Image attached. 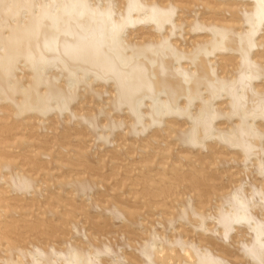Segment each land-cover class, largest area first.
Masks as SVG:
<instances>
[{"label":"bare ground","instance_id":"6f19581e","mask_svg":"<svg viewBox=\"0 0 264 264\" xmlns=\"http://www.w3.org/2000/svg\"><path fill=\"white\" fill-rule=\"evenodd\" d=\"M197 1L195 0V4H200V9L203 8L204 11L208 10L210 16L211 14L214 16L213 12L218 10L217 5L218 8L219 6L222 8L221 5L226 4L223 8L228 10L223 11L231 16L228 18L224 15L222 16L224 18H218L219 14L216 13L214 18H209L208 14L206 19L201 15L202 10L196 6L199 12L195 9V4L190 5L191 2L194 3L193 0H0V113L8 111L9 117L13 118L11 121L7 120L8 123L1 127L4 129H0V132H6V134L8 132L9 137L6 138L11 139L13 142L10 144L17 147L26 142L19 143L20 141L17 140L20 138L16 139L17 135L11 133V128L12 132L16 131V127L22 121L26 123L27 120H38L40 124L42 123V127L43 125L45 127V120L50 122L54 116L55 119L60 118L69 112L65 116L68 123H71L72 119H80L81 121H77H80L79 126L84 120L87 127L89 125L93 127H89L90 129L86 127V131L93 129L94 132L95 130L96 138L97 135L100 136L101 133L97 131L101 129L103 133L100 138L98 137L99 139L91 136L97 142L102 138L101 145H107L105 143L110 142L108 137L110 139L115 135L113 133L116 131L113 132V129L119 127L117 117L112 115L115 114L112 111L114 109L121 112L126 110V115L121 113L124 118L128 117V121H125L128 123L131 121L129 123L131 126L127 123L130 127L123 121L127 128H131V131L126 133L132 132L133 135V133L139 134L144 131L151 133L150 131L153 130L148 139L153 140L151 136H155L153 141H157L156 135L160 130L162 132L166 130L158 128L168 123L167 127L172 124L171 128L174 129L171 132L178 133L172 138L168 131L170 134L168 136L178 139L177 143L180 142L178 144H183L188 149L198 148V146L199 150L202 147L207 148L209 141L214 144L213 147L221 146L220 149L224 151L228 148L229 151L232 149L231 153L235 156H231L237 158L234 161L242 164L245 171H251L253 176L260 175L261 181L250 182L253 180L250 178L247 182L249 186L245 187L243 181L247 179L238 180L242 184L230 187L227 193H224L225 190L216 196L214 202L216 205L207 207L206 203H200L203 206L200 207L190 192L193 193L194 189L196 194L198 191L197 196L195 195L197 198L203 196L209 198L206 195L211 194L214 186H212L213 189L211 185L207 188V184L217 174L215 173V176L211 174L213 176L208 179L204 178L203 174V177L201 175L195 177L192 175L193 172L191 175L195 179L191 180V177H188L192 181L190 182L192 186L188 183L189 181L187 182L193 189L184 190L182 185L183 192L188 193L190 190V195H187L191 198L187 196V202H184L186 198L180 199L181 202L179 200L178 205L174 207L177 209L173 212L175 214L166 216L167 218L163 215L165 222H158L159 225H163L164 238L161 237L163 234L155 231V228H149L153 229L149 235L147 234L149 230L145 229L144 233L147 232L148 238L139 246V252L145 264H239V261L242 264L241 260H245L248 264H264V33H261L258 38V32L264 30V0H199L201 3ZM236 7L238 10H235ZM218 11L220 12V8ZM234 11L240 12L234 13ZM198 32L200 33L195 34ZM141 33L145 35L141 36ZM190 34L194 36L191 41H188L185 37ZM137 35L140 38L136 39ZM175 36L177 38L179 36V40L181 37L180 41L184 45ZM218 59H221L219 61L221 64ZM81 91H84L85 94L82 93L84 95L91 93L93 97L95 95L99 99L104 94L103 91L108 95L113 93L114 96L110 97V102L105 103L106 106L109 103L113 107L108 104L109 108H112V114L109 113V115L116 118L111 116L110 118L108 114L101 112L104 107L100 103L101 109H98L100 104L97 102L99 106L96 104V108L100 111L98 112L95 108V111L91 110V114L93 111L95 114L98 112L103 115L104 113L105 123L103 118L100 119V114L97 118L103 121L101 124L104 123L103 125L107 126L102 125L103 129L95 127V124L99 126L100 120L96 119L94 114L93 116L85 115L89 111L88 108L93 105L87 109L85 106L84 115L80 113L82 112L80 109L84 108V98L87 97V95L82 96ZM82 97L83 100L80 99ZM90 98L91 95L86 99L91 102ZM78 99L83 103V105L79 103L82 106L78 110L80 114L77 111L74 112L71 107L73 103L75 104V100L79 102ZM101 101L104 102V100ZM79 104L75 108H79ZM108 106L105 107L106 110ZM51 114L54 116L51 117ZM70 116L76 119L72 117L68 119ZM55 119L51 121L59 120ZM108 120L116 122H107ZM59 121L52 124H57ZM66 125L70 129L67 123ZM78 126L73 129L77 131L76 133L80 132V135L84 134L86 131L83 133L80 128L79 131L76 128ZM107 131L113 132H108L112 136ZM161 135H158L159 138ZM129 136L131 138V135ZM150 141H147L148 145H151ZM172 142L170 144H173ZM66 144L68 146V142ZM60 145L63 146L60 148H65L64 144ZM142 146L139 147L142 148ZM218 152L216 148V153ZM0 154L3 156H0V170L7 172V175L3 176L0 173V180L5 181L4 184L8 190L19 195L35 193L36 179L29 177L31 174L27 175L29 171L18 169L15 161L6 158L2 151ZM49 158L52 159L53 156ZM233 158L230 157L232 162ZM222 160L224 159L220 161ZM217 162L219 163L218 160ZM248 166L253 169L249 170ZM179 172L181 171L178 170ZM188 174L190 176V173ZM211 175L208 174V176ZM173 176L177 177L174 174ZM182 176L184 175L181 174ZM79 179L76 181L74 179L67 188L75 190L74 193L78 191L79 195L81 192L80 196L88 193L90 197L89 193L94 191L92 189L94 185L91 184L94 183L87 178ZM88 180L91 181L89 182L91 186L87 184ZM176 180L179 181L177 178ZM182 180V184L187 181L182 182ZM167 184L159 186L153 196L167 198L182 192L179 188L180 191ZM180 185L178 183V187ZM87 187L90 192H86ZM201 188H207L204 194L200 193ZM173 189H176V192ZM209 190L212 191L209 192ZM183 192L181 197L186 196L182 195L185 194ZM75 194L78 195L77 192ZM88 195L85 194L87 197ZM211 195L216 194L213 192ZM118 208L115 206V210H109L107 206L103 212L107 210V214L113 217L111 219H121L125 226L127 220L133 225L137 219L140 220L142 213ZM156 213L157 217L159 215L160 218L162 217L161 213L158 211ZM1 217L2 214H0ZM164 217L161 220H164ZM177 222H181L182 227L190 225V230L193 231L190 233L201 230V236L204 232H217L220 235H217L220 244L224 242V238L230 237L229 234L233 230L239 237L243 235L237 232L244 234L248 232L249 236L246 235L249 238L246 239L247 236L244 235L245 239L241 237L237 240L238 236L235 235L237 242L234 243L233 239V243L239 244L237 252L235 247H232L234 251L231 252L229 246L219 251L217 236L214 237L216 245L213 244L214 239L212 243L208 240L202 241L203 245L197 242V239H195L196 242H193V239L192 241L183 240V234L181 235L183 239L181 236V238L178 237L177 233L167 236L165 229H175L178 226ZM177 232L181 233L182 230ZM10 234L11 232L0 231V264H103L101 254L109 260L110 254L115 252L111 243L109 246L105 241L87 246L69 242L64 248L53 245L44 246L41 243L36 245L32 242L24 246L25 234L21 236L24 240L23 238L20 240L19 236L17 240H12ZM26 242L28 243L27 240ZM209 247L213 248V251H210ZM228 247L230 251L227 250ZM113 254L117 257L115 253ZM231 256L238 261L234 262ZM230 257L232 261L228 259Z\"/></svg>","mask_w":264,"mask_h":264},{"label":"rangeland","instance_id":"374dc122","mask_svg":"<svg viewBox=\"0 0 264 264\" xmlns=\"http://www.w3.org/2000/svg\"><path fill=\"white\" fill-rule=\"evenodd\" d=\"M200 1H202V0H200ZM200 1L198 3H201ZM193 2L194 3L191 2V4H190L191 6H192V4H195V0H193ZM199 5L200 4H198V5L195 4V6H194L195 9L197 6V8L199 10H202L203 14L205 13L204 15L201 13L202 17H204V16H205L204 18L208 17V14H209V12H207L208 10L204 11L205 9L204 10H203V8L200 9ZM221 6L225 7L226 4H224V5L222 4ZM194 7H191V8L193 10H195ZM219 8H220V12L218 11ZM219 8L217 5L216 9H218L217 10L218 12L217 11L213 12L214 16H216L215 15L216 13L219 14V16L217 15L218 18H221L224 15L226 17L228 16V18L231 16V15L227 14L226 12H224V11H227L228 8H225L226 10L224 8L222 9L220 6H219ZM236 8H235V10H238V8L237 9ZM198 9H196V10L199 11ZM221 10L222 11L224 10V11L222 12ZM199 12H197V13L200 15ZM239 12L240 11H238V12L234 11V13H239ZM191 14H193V16H194L193 12ZM211 15L212 16H210V14H209V18H211V17L214 18L213 14H211ZM222 18H224V17H222ZM262 30H261V32L260 31L258 32V38L261 36V33H264V30H263V32H262ZM144 33H146V31ZM199 33L200 32L195 33V34H199ZM144 35L145 34L141 33V36H144ZM190 35H192V36H190ZM190 35H186L185 39L186 40L188 39V41H191L193 39L194 35L193 34H190ZM135 37H136V39H137V37L140 38L139 35H137ZM178 38H179V36H178ZM178 38L176 37V39H178ZM180 40H181V37H180ZM180 42H182V41H180ZM182 45H184V43ZM217 58H220V57H217ZM219 61H221V59H218V62ZM106 85H108V84H106ZM108 86H106V87L108 88ZM95 88H96V86H95ZM81 90H83V89H81ZM82 93H84V91L80 92V94L83 96L85 93L84 94H82ZM103 93L104 94L102 95V97H100V99L104 100V102H102L99 99V97H95V95H94V97H95L94 98L93 94L89 93L91 95L90 99H92L90 102L88 99H86L88 96H90L87 93L86 94L87 97H86V95H84L86 98H84V102L83 101L82 102L86 104L89 101L90 103L88 102V104H86V105L84 104V106H83L84 108H81L82 107L81 105H83V103H81L80 102L81 100L78 99L77 101H79V102H76V100H75V104L73 103L71 107H73L72 108V109H74L73 111L74 112L77 111V113H79L78 110L81 108L80 111H82V112H80V113L84 115L87 107H91L92 105L94 106V104H95V107H93V106H92L93 108L91 107L92 109L88 108L90 112L87 111V114H85L86 116H88L89 114H91V110L94 109V111H95L96 104L98 102L99 104L101 103L102 106L104 107V108H102L101 112H104L105 114H108V115H109V113L112 114V111H113V113H115L112 115H115L117 117L118 120H116V121L119 124L118 125L116 124V125L119 127H118V129H117V127L115 129H113L114 130L113 132L116 131L115 133H113L111 131H107V133L110 132V133L115 134L114 135L115 138H114V136H112L110 133H108L112 136V138L110 137V139H109V137H108V140H110L111 143L108 141L107 143H105L107 145H101L102 144L101 143L102 138L98 142H97V140L96 141L94 140V138H96L97 133L95 132V130L93 132V129H91L92 131L89 130L90 128H93V127H91L90 125L87 127V125L84 124V123H86L84 120H83V124L79 125V126H78V124L81 121L80 119H78V120H80L79 122H77L78 120H73V119L70 120V122L72 121L71 122L72 125L78 126L76 128H78V130L80 128L81 132H83V133H84V131H86L87 128L90 127L85 132L87 135L85 133L84 134L81 133V135H80V132L76 133L77 131L74 130L75 126H72L71 123H68L69 121L66 120L67 118L65 116L69 112H66L67 114L65 116L62 115L63 119H62V116H60L61 120L59 117L56 118V119H59L60 121L55 119L54 114L53 115L51 114L52 115L51 117L54 116V118H51V120L53 119V121H54V119H55L56 120L55 122H57V121H59V122L57 124H52L55 122H52L51 120H50V122L48 120L47 121L45 120L44 123H45L46 128L44 127V125L42 127V125H41L42 123L40 124L38 122V120H30V121L27 120L26 123L22 121L16 127V129H15L16 131L13 130V132H12V128H11L10 129L11 133L17 135L16 139H19V138L22 139V140H20V139L17 140V141H20L19 143H21V141L26 142V144H22V145L19 144V146L17 145V147L14 144H13L14 146L11 145L12 144L11 142H13V141H11V139L6 138V137H9L8 132H7L8 136H7L6 132H4V133L0 132V152L2 151L3 155L6 158L10 159L11 161H15L17 163L18 167L17 166L16 167L18 169H21L24 171L26 170L25 172H27V170L29 171V172H27V175L31 174V175H29V177L31 176L32 178H34V180L36 179V181H35L37 183V185H35V186H37L36 190H38L37 188H39V190L42 188V190H40V192H38L39 190L38 191L35 190V193L31 192L30 194L19 195L16 192L9 191L8 187H6L4 184L5 181L3 179L0 180V214H2V217L0 218V231H2L3 233H5V231L11 232L10 237L12 240H17L18 236L20 238L23 234H25V239L28 241V243L25 240L24 246L26 244L29 245V243L32 242L33 244H36V245H39V243H41L44 246H49V245L52 246L53 245L57 248L66 247L69 244V242H73V244H76L79 246H87L89 244L94 245L96 243L105 241L106 244H108V245L111 243L110 245H112L113 250H115V252L113 251V253H115V255L117 257L113 256L114 254L111 253L110 254L111 256L109 257V260H108L104 254H101L102 256L101 255L100 256L103 258V264H113L114 262H117L119 264H145L144 263L145 260H144L143 256L140 255L139 246L145 242L144 240L146 238H148L147 234L149 235V232L152 231L154 228L156 229L155 230L156 232H160L161 234H163L162 233L163 232V230H162L163 225L162 226H161V224L159 225L158 222H160V221L165 222L166 216L170 217L172 214H175V213H173L176 209L174 207H176L178 205L177 203L179 202L180 199L186 198V200L184 202H187V196H188L187 194H189L190 190H188V193H187V191H184L185 194H182L183 196L184 195H186V196L181 197L180 195L183 192L182 185H184V188H185L184 190L190 189L191 188L190 186H192V184L190 183L192 181H190V179H188V177L189 178L191 177V180H194L196 175L198 177L200 175H201V177H203V175H204V178L207 177L208 179H210V177H212L213 175L215 176L217 174L216 175L217 177L215 176V177L211 178V180L208 182V184L206 183L207 188L209 185H211L210 187L213 189L212 186H214L213 191L209 190V192L212 191L211 194L213 192H215V194H216L215 196L208 194L206 196H209V198H206L205 196H203L202 198H197L196 196L198 194V191L196 194V191L194 192L193 187L191 188V189H193L192 190L193 193L192 192H190V193H191L192 197L194 198V200H196L199 205H200V203H203V204L206 203L208 205L207 207H211L213 205H216L214 202L216 200L217 195L223 193V191H225V190L226 191L224 193H227V191H229L227 189H229L230 187L233 188L236 185L238 186L239 183H241V181L238 182V180L247 179V180L243 181V184L245 185V187L249 186L247 184V182L249 181L250 178L254 180V181L250 180V182L252 181V182L258 183V181H261V180H259L262 178V177H259L260 175H257V176L254 175L253 176L251 174V171H245L243 169L244 166L242 164L234 161V160H237V158L232 157V156H235L234 153H231L232 149H230V151H229V148H228V149H225V151H224V149L223 150L220 149L221 146L219 147L217 145V147L216 146L213 147L214 144L213 143L211 144L210 141L207 143V145L210 143L211 145L209 144V146L211 148L209 146L207 148L202 147L203 149L200 147L201 148L200 150L198 149L199 146H198V148L194 147L193 149H191L192 148L191 147L190 149H188L187 146H185L183 144H178V143H180V142L177 143L178 139L177 140L172 139L173 137H175V135H178V133H176L177 128H175L176 132L174 131L176 134H173V131L171 132V130H174L173 128H171L172 124L168 125L170 128L167 127L168 123H166V122H168V121L165 122L166 123L165 125L162 124L160 126V128H158L159 130L161 128L162 129L164 128L166 130L169 128L167 131L163 130V132H162V130H160V132L158 133V135L162 134L160 136V138L162 140H160L158 135H156L157 141H153V140H155V136H151V137H153V140L151 138L148 139L149 135H151V133L153 131L152 128H150L152 130V131H150L151 133L144 131L145 133L144 132H142L143 134L139 133L140 135L133 133L134 136L131 134L132 132L126 133L127 131H131V128H129L131 126L129 124V123H131V121L129 120L130 122L128 123L127 122L128 117L126 119L121 114V113H123L124 115H126L125 114V113H127L126 110H124L125 112L123 110H122L123 112H121V110H114V109L112 110L113 107L109 103L108 104L112 108L110 109L109 108L110 106H108V104H107L108 109L106 110L107 106H106L105 102H107V101L110 102V99L114 96V94L109 93V95H108V93L105 94L106 92H104V91H103ZM110 94H111V96H110ZM105 95L107 97L109 96L108 97L109 99L107 97H104ZM80 99L83 100V97ZM85 100H88V101L85 102ZM77 103L78 104L81 103V105L79 104V108L78 107L75 108V106H78ZM103 103H105V105H103ZM99 104H97V105L99 106ZM101 104L99 107H97L98 109H101L100 108ZM85 106H86V109H85ZM97 108H96V110L99 112L100 110H98ZM83 111H84V113H83ZM94 111L91 115L93 116V114H94V116H96V119H98L99 117L97 118V116L100 113L97 112V114H95ZM105 111H107V112H105ZM7 112L5 111V112L0 113V116L2 118L5 117L4 119H2L0 117V119H1L0 120V129H4L1 127L6 126V123H8V121L13 120L12 117H9V114ZM104 113H103V115H104ZM101 115H102V113L100 114V119L103 118L102 120L105 123L106 122V120H105L106 115H104L105 117L103 115H102L103 117H101ZM112 115H109V117L111 116V117L116 118L115 116H112ZM121 116H123V117H121ZM49 117H50V115H49ZM71 117L74 118L73 116H70L68 119H71ZM77 118H81V117H77ZM122 118H124V120ZM48 119H50V118H48ZM74 119H76V118H74ZM100 119H98V120H100ZM62 120L63 121L65 120L67 122H65V121L63 122ZM102 120H100L99 126L97 124H95L96 125L95 127H97V128L100 127L102 129H103V126L106 127L107 125H103L104 123L101 124ZM125 120H127V121H125ZM116 121L108 120L107 122H114L115 123ZM123 121H125L126 123ZM50 123H51V125H49ZM66 123L69 125L70 129H68V127H66L67 126ZM124 123L126 125L128 123L130 126L127 125V126H129L127 128ZM60 124H61V126H60ZM109 124L110 123H108V125ZM100 125L101 126L103 125V126L101 127ZM124 127H125V129H124ZM97 128H94V129H97ZM99 129H97V130H99ZM127 129H130V130H127ZM153 129H154V127H153ZM178 129H180V128L178 127ZM100 131H97L101 134H100V136L97 135L96 139H99L101 137L103 131L101 129H100ZM168 131H170L169 133L171 135L168 134ZM118 133H119V135H118ZM146 133H148V134H146ZM125 134L131 135V138L129 135L126 136ZM91 135L95 136V137L93 138ZM116 135H117V137L118 136L119 137L117 138ZM136 135H138L139 137L138 138L135 137ZM168 135H170V137H172V138H170ZM141 136H143V137H141ZM145 136H147V138ZM163 138H165V139H163ZM176 138H178V136ZM147 139L149 141L151 140L150 141L151 145H148ZM76 140H77V142H76ZM134 141H136V143H134ZM66 142H68V146H67ZM94 142H96V143H94ZM153 142H154V144H153ZM171 142L173 144H170ZM61 143L64 144L65 148L62 149L63 146L60 145ZM142 145H144V146H142ZM177 145H179V147ZM60 146H62V147L60 148ZM139 146H142V148H140ZM216 148H217V152L219 150L218 153H216ZM184 149H186L188 151H186ZM220 150H222V151H220ZM183 151H185V152H183ZM189 151H191V152H189ZM4 153H6V154H4ZM228 153H230V154L227 155ZM220 154H222L223 156L221 155V157H220ZM47 155L48 156L50 155L49 157L53 156V158L51 159V158L47 157ZM0 156L3 157L2 154H0ZM229 156L231 158H233V162L231 161L232 159H230ZM216 158L219 161V163L217 162ZM221 159H224V160H222V162H221L220 161ZM228 160H230V161H228ZM212 161H213V163H211ZM223 161L226 163L222 165V163H224ZM217 164H221V165H217ZM248 167H249V170H251L252 167L251 166H248ZM169 168H171V169H169ZM170 170H172V171H170ZM178 170L181 171V172H179L180 174L178 173ZM197 171H198V173H197ZM175 172H177V173L175 174ZM199 172H201V173H199ZM204 172H206V174ZM0 173H2L1 174L2 176L4 174L7 175V172H4L3 170H0ZM185 173L187 174L186 178H185ZM188 173H190V176H188L189 175ZM207 173L210 175L211 174H213V175L208 176ZM238 173H240V174H238ZM173 174L177 175V177L173 176ZM181 174L184 176L181 177ZM191 174L194 175L195 177L192 176ZM250 174L252 176H250ZM178 175H180V176H178ZM244 175H246V176H244ZM171 176L174 177L175 179L172 178ZM167 177L170 179L168 180ZM180 177H181V179H183L182 182H184L186 180L187 181L182 184ZM82 178H84V179L87 178V179L91 180L92 183H94V184H91V185H94V186H92V187H94V188H92V189H94V191L90 189L91 191H93V192H90L88 190V187L90 185L89 182L91 183V181L88 180V182H87V184H89V185H87L88 187H87L86 192H90L89 193L90 197H89L88 193H85L86 195H88V197L85 196V194L84 195L82 194V196H80L81 192L79 195L78 191H76L78 194V195H76L75 194L76 192L74 193L75 190H72L71 188H67V187H70L68 185H70L69 183H71L74 179L76 181V179L81 180ZM176 178L180 182L177 181ZM217 178H219V180ZM84 179H82V180H84ZM214 179H216V180H214ZM164 182H166V183L164 184ZM187 182L190 183V186ZM234 182H236L238 184H232ZM162 183L164 185H166L168 183L167 184L168 186H173L172 188L175 187L176 189L179 188L180 190H182V192L181 193L177 192V193H180L179 195L177 193H175L178 195V197H177V195L175 196V194H172L167 198L153 196L154 191H156V189H159V186L160 187H161V185L164 186ZM178 183H179V185L181 183L180 187H182V188L178 187ZM59 184H60V187L63 186V187H61V189H59L60 188ZM170 184H172V185H170ZM40 185H41V187H40ZM35 186H34V188H35ZM207 188H205V189H207ZM176 189H173V190H175V192H176ZM205 189L201 188L202 191L200 193L204 194ZM219 189H220V192H218ZM221 190H222V192H221ZM71 191L73 193H71ZM92 193H93V195H91ZM188 197L191 198V196H188ZM196 201H193V202L195 203ZM180 202H181V200H180ZM107 206H108V209H109V207L111 208L113 206V208H111V209L115 210V206H117V208L120 207L124 211H126L125 209H127L131 212H136L138 214L142 213V215L141 216L139 215L140 220L137 219V221H136L137 224L135 223L136 225L135 224L134 225L129 224V222L127 220L126 226H125L121 219L118 220V218L116 219L115 217H114L115 219H111L112 216L108 215L109 213L107 214V210H105L106 212H103L105 207H107ZM200 207H203V206L200 205ZM111 209H109V210H111ZM156 211L161 213L162 217H164L163 215H165L164 220H161L163 218L162 217L160 218V215L157 217ZM176 211H177V209H176ZM206 213H208V212H206ZM1 224H7L8 226H3ZM177 224H178V226L177 227L175 226L176 227L175 229H172V230L169 229L170 231L167 229L169 232L165 229V233H167L166 234L167 236L174 235V234L176 235V233H177V236L179 235L178 237H180L183 234L184 239L182 236H181L182 238L180 237L181 239H183V240L189 239V241L190 240L192 241V239H193V242L195 241V239H197L198 241L197 240L196 241L200 242L201 244H203L204 242H207L206 240H208L212 243L213 239H214V243H213L214 245H216V243L220 240L218 238L220 235L217 232H213V233L212 232H208V233L204 232L202 235L203 237H202L200 234L201 230L200 231L196 230L197 232L194 231L196 234L190 233L192 231V230H190V225L189 226L186 225V226L182 227L181 222H177ZM174 225H176V224H174ZM149 228H153V229L151 230ZM184 228L185 229L187 228V229L185 230ZM188 228L190 231L188 230ZM11 229H12V231H11ZM145 229L149 230V231L146 230L148 232V233L146 232L147 234L144 233ZM181 230H182V232H181ZM177 231H179L181 233H178ZM233 231L229 234L230 235L229 238H227V237L224 238V242H223V240H221L225 244H223V243L220 244V242L217 243L218 244L217 250L220 251V249H226V246H229L231 249V252L234 251V249L232 247H235V249H236L235 252H237V249H238L237 247L239 246V244L238 243L234 244L237 242L236 239L239 240L241 237H244V235L247 236L248 232L245 234L237 232V234L243 235V236L239 237V235H236L235 231L234 232ZM204 234H206V235H204ZM164 235L165 234H163V236L161 235V237L164 238ZM198 235L200 237H198ZM217 235H219V236H217ZM235 235H236V237L238 236L236 239H235ZM248 236L246 237V239L249 238ZM197 237L200 239V241ZM214 237H216L217 242H215ZM22 238L24 240V237H21L20 240ZM206 238H208V239H206ZM172 239H174V238H172ZM231 239L232 240L234 239L235 242H234V240L232 241ZM243 239H245V237ZM74 241L76 243H74ZM202 241H204V242L202 243ZM21 245H23V244H21ZM28 247H30V246H28ZM229 247L227 248V250L229 249ZM213 248H214V246H213ZM213 248H210L211 250L210 249L209 250L213 251ZM230 249H229V251H230ZM221 251H223V250H221ZM215 252H217V251H215ZM223 252H225V250ZM231 257L233 258L234 256H231ZM231 257L228 258L230 261H232ZM233 260H234V262L238 261L235 258H233ZM244 262H246V261L241 260L242 264H244ZM239 264H240V261H239ZM246 264H248V263L246 262Z\"/></svg>","mask_w":264,"mask_h":264}]
</instances>
